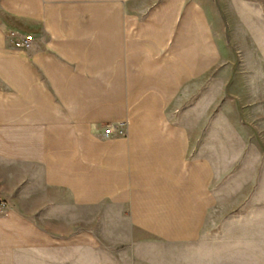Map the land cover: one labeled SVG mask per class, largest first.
I'll list each match as a JSON object with an SVG mask.
<instances>
[{
	"label": "crops",
	"instance_id": "crops-1",
	"mask_svg": "<svg viewBox=\"0 0 264 264\" xmlns=\"http://www.w3.org/2000/svg\"><path fill=\"white\" fill-rule=\"evenodd\" d=\"M222 1L0 0V264H264L263 162L217 174L184 112Z\"/></svg>",
	"mask_w": 264,
	"mask_h": 264
},
{
	"label": "rangeland",
	"instance_id": "rangeland-1",
	"mask_svg": "<svg viewBox=\"0 0 264 264\" xmlns=\"http://www.w3.org/2000/svg\"><path fill=\"white\" fill-rule=\"evenodd\" d=\"M256 1L264 5V0ZM239 11L235 0L215 7L216 29L223 30L222 44L232 53L230 66L219 67L200 94L184 97V112L198 116L200 129L214 130L217 174L227 156L237 168L231 173L246 166L241 172L249 174L256 160L264 169V8L246 9L245 24Z\"/></svg>",
	"mask_w": 264,
	"mask_h": 264
},
{
	"label": "built area",
	"instance_id": "built-area-1",
	"mask_svg": "<svg viewBox=\"0 0 264 264\" xmlns=\"http://www.w3.org/2000/svg\"><path fill=\"white\" fill-rule=\"evenodd\" d=\"M31 41H32V36L30 34H26L20 38H14L12 43L15 48H29ZM110 133H111V128L107 127L104 131V134L108 135ZM5 207H6V203L0 201V210H4Z\"/></svg>",
	"mask_w": 264,
	"mask_h": 264
}]
</instances>
